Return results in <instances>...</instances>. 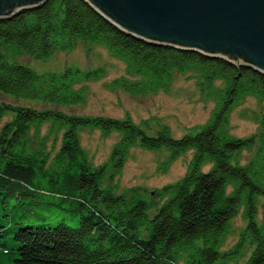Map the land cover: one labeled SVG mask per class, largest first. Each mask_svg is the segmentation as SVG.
Listing matches in <instances>:
<instances>
[{"label": "trees", "instance_id": "trees-1", "mask_svg": "<svg viewBox=\"0 0 264 264\" xmlns=\"http://www.w3.org/2000/svg\"><path fill=\"white\" fill-rule=\"evenodd\" d=\"M80 43L90 51L102 46L127 65L128 77L114 79L113 89L131 95L167 91L176 74L200 76L205 100L216 103L211 119L181 138L166 125L153 134L152 121L82 117L53 109L0 105V255L5 264H231L247 254L245 264H264V73L246 64L199 51L159 44L131 35L103 16L86 0H46L0 18V49L43 60L70 52ZM0 52V92L17 99L72 107L84 101L76 87L103 79V67L82 71L39 73L10 63ZM247 97L262 102L254 116L259 134H231V114ZM12 116L2 124L6 116ZM50 124L62 143L49 163L40 153H28L31 130ZM96 129L105 136L121 134L109 162L91 168L80 132ZM258 145L245 165L237 157ZM140 147L166 151L161 166L186 152L194 155L185 176L160 190L164 199L155 215L139 197L105 190L101 182L112 168L121 171L129 151ZM77 210L79 226L61 219L57 224L26 225L13 219L27 210L63 213ZM243 212L246 222L238 242L223 250L232 221ZM73 220V219H71ZM3 264V263H0Z\"/></svg>", "mask_w": 264, "mask_h": 264}, {"label": "rangeland", "instance_id": "rangeland-1", "mask_svg": "<svg viewBox=\"0 0 264 264\" xmlns=\"http://www.w3.org/2000/svg\"><path fill=\"white\" fill-rule=\"evenodd\" d=\"M3 50L0 49V52ZM4 52V51H3ZM10 63H20L39 73L64 72L68 67H76L82 71H90L103 67L106 76L103 79L92 81L77 86L84 92V101L76 106L65 107L52 104H44L37 101L17 99L0 92V105L12 104L13 106H26L40 111L50 109L62 111L82 117H105L125 119L130 117L136 124L141 125L145 121H152L153 134L159 124L170 128L176 138L183 137L190 130L205 125L212 117L216 103L205 100L201 95L199 84L201 79L195 73L176 74L167 91L143 95H131L123 90L113 89L110 83L120 77H128L127 65L124 61L115 58L108 49L95 46L86 51L81 43L70 52H58L50 58L39 60L30 55L16 52H4ZM243 61L238 60L237 64ZM262 111V102L256 97H247L234 109L230 119L231 134L238 138H249L259 134V124L254 120L255 114ZM12 116H6L2 124H5ZM82 148L87 163L91 168L103 166L109 162L112 150L121 138V134L113 132L105 136L101 131L84 129L80 132ZM62 143V134L50 133V124H42L38 129H32L27 143V152L37 154L49 163L58 153ZM258 145L241 153L237 157L239 163L245 165L256 154ZM194 155L189 151L173 161L167 170L161 166L167 161L169 153L166 151H149L140 147H133L129 151L124 168L116 171L112 168L101 182L105 190L117 195H126L129 203L137 197L146 200L151 207V215H155L164 199L159 195L164 187L174 184L182 179L190 161ZM22 210L14 214L13 219L26 225H40L44 223L57 224L64 221L73 226H79V211L64 209L63 213L35 211L26 213ZM73 219V220H71ZM264 219L263 209L259 213V221ZM243 212H241L231 224L230 234L227 236L223 250L232 248L239 240L240 233L245 227ZM249 254L241 260L231 264H245ZM9 262L8 257L0 255V263ZM180 264H185V258L181 257Z\"/></svg>", "mask_w": 264, "mask_h": 264}, {"label": "water", "instance_id": "water-1", "mask_svg": "<svg viewBox=\"0 0 264 264\" xmlns=\"http://www.w3.org/2000/svg\"><path fill=\"white\" fill-rule=\"evenodd\" d=\"M46 0H0V18ZM123 31L264 73V0H86Z\"/></svg>", "mask_w": 264, "mask_h": 264}]
</instances>
